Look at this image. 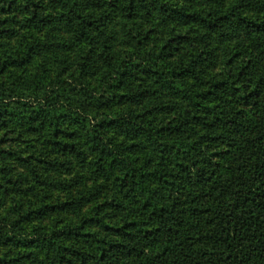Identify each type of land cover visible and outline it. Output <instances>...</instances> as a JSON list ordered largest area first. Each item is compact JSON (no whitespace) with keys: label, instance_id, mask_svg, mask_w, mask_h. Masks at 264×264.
Returning a JSON list of instances; mask_svg holds the SVG:
<instances>
[{"label":"trees","instance_id":"16d2710c","mask_svg":"<svg viewBox=\"0 0 264 264\" xmlns=\"http://www.w3.org/2000/svg\"><path fill=\"white\" fill-rule=\"evenodd\" d=\"M0 264H264V0H0Z\"/></svg>","mask_w":264,"mask_h":264}]
</instances>
